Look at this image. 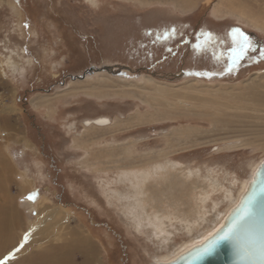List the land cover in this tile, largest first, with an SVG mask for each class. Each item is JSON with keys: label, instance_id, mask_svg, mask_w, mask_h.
Wrapping results in <instances>:
<instances>
[{"label": "rangeland", "instance_id": "obj_1", "mask_svg": "<svg viewBox=\"0 0 264 264\" xmlns=\"http://www.w3.org/2000/svg\"><path fill=\"white\" fill-rule=\"evenodd\" d=\"M236 28L257 52L229 71ZM261 47L264 0H0V204L28 226L39 205L67 216L93 264H151L200 237L264 158ZM92 67L112 72L81 79ZM150 80L191 88L184 108L150 101ZM98 117L115 126H83Z\"/></svg>", "mask_w": 264, "mask_h": 264}, {"label": "bare ground", "instance_id": "obj_2", "mask_svg": "<svg viewBox=\"0 0 264 264\" xmlns=\"http://www.w3.org/2000/svg\"><path fill=\"white\" fill-rule=\"evenodd\" d=\"M224 11L227 10L225 8L224 3H221L215 9V14L220 15ZM147 83L153 85V88L148 89L150 91L147 94L148 99L150 101L158 102L159 104L161 103V106H163V108L175 110L184 108V102L185 100H188L187 92L191 91V88H183L182 92H179V90H173L169 87L162 86L160 84H152L153 80H150ZM143 85L145 84L143 83ZM101 86H106V84L101 83ZM133 86L135 87V85H132L131 87ZM106 87H108V85ZM137 88L142 90V92L147 90V88H145L144 86H138ZM212 93L215 95V91ZM162 112V110L161 112L158 111V115L160 116ZM165 114L167 115V112H165ZM153 116L154 115H150V117ZM157 116H155V118ZM148 118L149 117L144 114H139L137 115V117H135V122H145ZM112 122L113 121L108 117H98L94 119L85 120L83 122V126L87 130H104L110 127H114L115 125H113ZM187 131L188 133L192 132V130ZM181 134H184V132H182ZM170 148L171 146H168L167 149ZM127 155L132 156L131 152H128ZM161 155L162 156H160V158L168 160L166 153ZM256 165L257 164L251 167L250 174L252 173V170ZM3 166H6V162H4ZM248 179L241 181L235 195L233 196L232 202L227 205L226 209L235 202L238 194L240 193L243 185L245 184V181H247ZM7 196L4 195V198L1 202L2 205L0 204V260L4 257L6 253L15 249L19 252L21 251V254H23L21 255V257H18L16 262H14L15 264H77L76 260L79 258H82V262L80 264H93V262L97 260V245L94 244L90 237L85 236L79 228H73V226L71 225V220L67 218V216L63 217L60 214L58 215L53 212L54 210L52 209L50 211L51 216H49V218H51L52 216L54 217L51 218V221H48L46 219V216H48V214L50 213H47L45 211L43 205H39L37 210L38 214L36 218V223H39L41 225V229L40 232H38L36 235H33V231L35 230V228H37L36 226H38L39 224L37 225L35 223V226H28V223H26L24 220L23 214L19 213L20 210L19 212H17L14 205L15 201L13 202L12 200L13 197L12 199L11 197L9 199ZM226 209L224 208V211ZM223 213H220V215L215 220H217ZM190 214L193 215V212L188 213L186 217L188 218L192 216ZM167 215H169V213ZM186 217L184 216L185 219ZM209 229L210 227L208 228V230ZM208 230H205V232L200 234V236H202ZM25 237H27V239H25ZM198 238L199 236H197V238L195 237L188 241L182 242L173 251L169 253L167 252L166 254L158 257L157 259L172 255L175 251L184 247L187 243Z\"/></svg>", "mask_w": 264, "mask_h": 264}, {"label": "water", "instance_id": "obj_3", "mask_svg": "<svg viewBox=\"0 0 264 264\" xmlns=\"http://www.w3.org/2000/svg\"><path fill=\"white\" fill-rule=\"evenodd\" d=\"M111 70L112 67L103 69L92 67L81 79L96 72ZM229 229H233V232L228 238L220 239ZM213 240L219 242L209 248ZM262 245H264V158L252 170L235 202L206 233L172 255L153 259L151 264H264V259L259 258Z\"/></svg>", "mask_w": 264, "mask_h": 264}, {"label": "snow or ice", "instance_id": "obj_4", "mask_svg": "<svg viewBox=\"0 0 264 264\" xmlns=\"http://www.w3.org/2000/svg\"><path fill=\"white\" fill-rule=\"evenodd\" d=\"M174 31L175 30H173V32ZM205 35L211 37V33H206ZM229 35L232 41L229 55V71H231L233 68L237 67L239 63L244 60L250 52L256 53L257 46L252 41L251 37L248 36L245 32L241 31L239 28L233 29L232 32L229 33ZM165 36H167V34H165ZM199 47L200 45L197 44V48ZM258 59L264 60V47L259 48ZM29 199H33V197L30 196ZM232 232L233 229H229L228 233L224 236H221L220 239L228 238V235H230ZM25 239H27V237H25ZM218 242V240H213L212 243L209 245V248H211L212 246H214L215 243ZM259 258L264 259V245H262L260 248ZM0 264H7V259L4 261H0Z\"/></svg>", "mask_w": 264, "mask_h": 264}]
</instances>
